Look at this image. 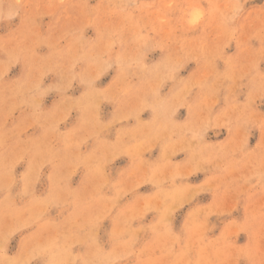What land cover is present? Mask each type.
I'll return each mask as SVG.
<instances>
[{
  "label": "rangeland",
  "instance_id": "374dc122",
  "mask_svg": "<svg viewBox=\"0 0 264 264\" xmlns=\"http://www.w3.org/2000/svg\"><path fill=\"white\" fill-rule=\"evenodd\" d=\"M0 264H264V0H0Z\"/></svg>",
  "mask_w": 264,
  "mask_h": 264
}]
</instances>
